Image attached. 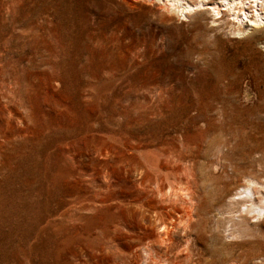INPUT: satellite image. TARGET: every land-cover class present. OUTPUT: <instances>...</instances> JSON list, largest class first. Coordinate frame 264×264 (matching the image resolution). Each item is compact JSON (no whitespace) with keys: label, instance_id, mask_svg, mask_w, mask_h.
<instances>
[{"label":"rangeland","instance_id":"1","mask_svg":"<svg viewBox=\"0 0 264 264\" xmlns=\"http://www.w3.org/2000/svg\"><path fill=\"white\" fill-rule=\"evenodd\" d=\"M162 5L0 0V264H264V33Z\"/></svg>","mask_w":264,"mask_h":264},{"label":"bare ground","instance_id":"2","mask_svg":"<svg viewBox=\"0 0 264 264\" xmlns=\"http://www.w3.org/2000/svg\"><path fill=\"white\" fill-rule=\"evenodd\" d=\"M151 1H156V0H151ZM158 1H161L163 3V5H162L163 7L167 8L169 11L176 12L180 17H187L188 14H190L192 11H194L196 9H201V7L211 4L212 10L214 12V16H218V15L224 13V11H225V14L232 18L233 21H231V23L234 27V33L239 34L238 36L236 35L237 38L238 37L243 38V37H246L248 35L257 38L258 37L257 35L264 33V0H248V1L247 0H158ZM254 183H256V181L249 177V179H247V184H245V186L243 187V190H240L237 194L240 197H243L244 196L243 193H246L248 191L250 193L252 192L253 194H255L257 189L253 187ZM171 191L172 192L170 195L178 194L174 190H171ZM186 195H190L189 189H187ZM249 197L250 196L248 195V196L243 198L244 203H248V202H245V200L246 201L251 200V197H250V199H248ZM170 198H171V196H170ZM190 198H192V197H190ZM234 198H236V197H234ZM183 199H184V197H183ZM260 199L261 198H259V200ZM173 200H175V199H173ZM261 200H264V199L262 198ZM252 202H254V200ZM255 205H257V204H255ZM192 208H190V209H192ZM239 208H241V207H239ZM261 208H262V206H261ZM192 211H194V210H192ZM243 211L244 210H242V212ZM246 212H248V213L251 212V209L247 210ZM188 215L192 216V218H193V214L190 210L188 211ZM255 216L258 217L259 219H262V217L264 216V207L261 210L259 209L258 213L255 214ZM189 221H190V219H189ZM164 229H165L164 235L166 234L167 236H164L161 239V243L162 242L166 243V241H168L170 238V236H169V225L167 226L164 224ZM200 252H202V251H200ZM151 260H152V258H151Z\"/></svg>","mask_w":264,"mask_h":264}]
</instances>
